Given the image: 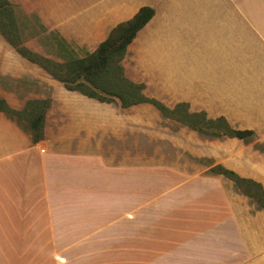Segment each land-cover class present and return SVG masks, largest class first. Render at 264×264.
I'll use <instances>...</instances> for the list:
<instances>
[{"label": "crops", "instance_id": "crops-1", "mask_svg": "<svg viewBox=\"0 0 264 264\" xmlns=\"http://www.w3.org/2000/svg\"><path fill=\"white\" fill-rule=\"evenodd\" d=\"M43 1V22L65 41L60 63L152 7L121 62L125 77L169 108L225 116L255 138L206 163L211 136L150 102L70 90L0 32V264H51L53 240L83 239L113 243L88 249L97 258L82 264H264V209L211 170L264 189V0ZM44 99L35 142L6 110Z\"/></svg>", "mask_w": 264, "mask_h": 264}, {"label": "trees", "instance_id": "trees-1", "mask_svg": "<svg viewBox=\"0 0 264 264\" xmlns=\"http://www.w3.org/2000/svg\"><path fill=\"white\" fill-rule=\"evenodd\" d=\"M9 6L11 5L8 0H0V32L22 56L44 67L55 78L63 82L68 89L78 90L89 97L107 102L113 101L116 96L125 107L140 102H150L165 116L173 117L208 136L226 134L230 137L251 141L255 138L253 130L235 129L223 116L209 118L205 112H191L187 103H180L174 108H169L161 101L145 96L143 84L134 83L125 77L121 62L127 53L129 44L153 17L155 11L152 7H141L132 18L115 26L94 52L82 58L71 55L68 61L60 63L29 49L25 43L16 41L20 35L16 30L19 26L15 21V14L11 8H8ZM60 43L64 45L65 41L61 40ZM0 103L3 102L0 101ZM49 106L50 99H44L30 101L22 112L10 108H7L6 111L11 116L30 120L29 128L33 140L39 142L44 139V119ZM211 126L215 128L223 126L224 130L213 132ZM257 147L264 151L263 144H257ZM211 170L213 173L224 174L232 179L236 187L248 195L258 208L264 209V189L259 182L241 177L233 170L221 165H215Z\"/></svg>", "mask_w": 264, "mask_h": 264}, {"label": "rangeland", "instance_id": "rangeland-1", "mask_svg": "<svg viewBox=\"0 0 264 264\" xmlns=\"http://www.w3.org/2000/svg\"><path fill=\"white\" fill-rule=\"evenodd\" d=\"M8 1L9 4L11 5L8 8H11L13 10L15 14V21L19 26V27L17 26L18 28L16 29L17 31H19L20 34L19 37H17L16 39L17 42L25 43L29 49L47 58H50L54 61H56L55 58L57 57L63 58L66 56L63 55L64 51L61 50L62 49L60 44L61 36L59 37V33L53 32V30L49 29V26L43 22L40 16L41 13H44L45 15H50L49 8L44 7V5L42 4L44 2L43 0H39V4H38V0H8ZM56 1H61V0H56ZM183 109H185V107H183ZM23 119L27 120L30 126V120L26 118ZM223 130H224L223 126L221 128H215L211 126V131L213 132L214 131L222 132ZM210 136L211 137L206 136L202 138L203 140L206 141L208 139L211 140L209 144H206V151L211 153V157L210 158L207 157L204 160L206 163L209 162L214 163L219 158V152L221 151V149L225 150L227 148V150L230 151L231 148L235 149L237 147L238 148L241 147L242 142L245 145L251 142V140L240 139V138L237 139V137H230L226 134H223L221 136H216L212 134ZM196 144L198 143L196 142ZM181 151H183V149H181ZM84 210L85 213H88L89 215L91 214L92 211L91 208H85ZM110 243H113V241L107 239L96 240V241H93L91 239L53 240L51 264L88 263L90 262L91 259L97 258L92 255H85L86 253L89 252L88 249H91L92 247L106 248Z\"/></svg>", "mask_w": 264, "mask_h": 264}]
</instances>
